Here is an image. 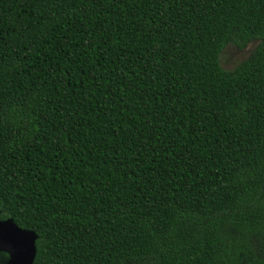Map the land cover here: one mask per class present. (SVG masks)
I'll list each match as a JSON object with an SVG mask.
<instances>
[{
  "label": "trees",
  "instance_id": "trees-1",
  "mask_svg": "<svg viewBox=\"0 0 264 264\" xmlns=\"http://www.w3.org/2000/svg\"><path fill=\"white\" fill-rule=\"evenodd\" d=\"M0 218L34 264H264V0H0Z\"/></svg>",
  "mask_w": 264,
  "mask_h": 264
},
{
  "label": "water",
  "instance_id": "water-1",
  "mask_svg": "<svg viewBox=\"0 0 264 264\" xmlns=\"http://www.w3.org/2000/svg\"><path fill=\"white\" fill-rule=\"evenodd\" d=\"M37 239L34 230L21 228L13 218H0V253L9 255L7 264H34Z\"/></svg>",
  "mask_w": 264,
  "mask_h": 264
},
{
  "label": "rangeland",
  "instance_id": "rangeland-1",
  "mask_svg": "<svg viewBox=\"0 0 264 264\" xmlns=\"http://www.w3.org/2000/svg\"><path fill=\"white\" fill-rule=\"evenodd\" d=\"M256 45V42L251 43L245 49H239L234 46L227 47L222 55V66L225 69L234 68L251 54ZM9 259V255L4 256L2 252L0 253V264H7Z\"/></svg>",
  "mask_w": 264,
  "mask_h": 264
}]
</instances>
